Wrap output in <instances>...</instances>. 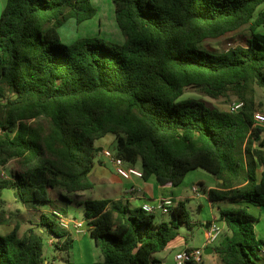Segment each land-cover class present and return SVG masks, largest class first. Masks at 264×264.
<instances>
[{
  "label": "trees",
  "instance_id": "1",
  "mask_svg": "<svg viewBox=\"0 0 264 264\" xmlns=\"http://www.w3.org/2000/svg\"><path fill=\"white\" fill-rule=\"evenodd\" d=\"M113 2L123 44L83 38L66 45L59 29L69 18H94L91 0H7L0 15V164L17 160L22 169L0 181V203L7 189L30 208L51 204L55 189H92L95 143L113 134L116 156L140 164L144 179L175 188L202 169L223 181L208 191L212 203L264 206V129L254 127L256 87L264 88V33L257 31L264 0ZM244 26L250 35L240 45L221 52L204 46ZM189 91L243 108L233 113L183 98ZM83 206L102 256L93 264H161L154 255L193 225L184 201L162 222L121 200ZM219 213L231 232L214 248L222 264H264L258 218L246 208ZM4 219L2 212L0 226ZM38 225L70 248L73 238L54 212H43ZM19 231L16 224L0 233V264H46L43 236Z\"/></svg>",
  "mask_w": 264,
  "mask_h": 264
},
{
  "label": "rangeland",
  "instance_id": "2",
  "mask_svg": "<svg viewBox=\"0 0 264 264\" xmlns=\"http://www.w3.org/2000/svg\"><path fill=\"white\" fill-rule=\"evenodd\" d=\"M91 1L93 6L97 9L96 16L82 23H78L75 18H69L59 29L62 43L71 45L79 39L99 38L109 45L114 43L123 44L125 42V36L117 25L113 0ZM6 2L7 0H0V15L6 6ZM260 11H264V5L258 9V13ZM257 31L264 33V24L258 27ZM249 35V27L244 26L237 31L235 35L219 41L205 42L204 46L213 51L221 52L240 45V40ZM183 98L200 99L205 101L208 105L221 110H228L229 104L232 102L226 98L212 99L195 91L187 92ZM256 109L264 113V88L258 86L256 87ZM112 149L114 151V147ZM21 169L22 167L17 160H10L5 165L0 164V181L13 180V175L20 172ZM199 181H205L207 186H216L217 184V179L212 174L205 170L198 169L197 171L195 170L188 173L183 183L175 187L187 197L185 201L190 213L191 223H194L191 229L187 226H182V234L188 233L193 236L194 231L197 233V231L202 228L201 223L210 219V211L206 201H200L201 199L197 197V194L193 190V186L197 185L199 191L202 193V186L198 183ZM221 183H223V181H221ZM221 183L217 185L218 188H220ZM106 192V187L102 184H98L95 193L87 190L83 196L86 199L91 197L100 198L106 195ZM62 194L70 198V201H67ZM52 197L53 202L51 204L41 203L38 204L37 207L30 208L24 206L17 200L13 189L5 190L2 202L0 203V213L4 212L5 221L0 226V233L8 234L15 228L16 224H20L19 235L21 237L27 235L30 229H33L36 234L42 235L44 239L43 257L46 264H93L101 260V252L92 239L89 236L84 238L87 235L86 232L78 234L75 232H67L73 238V242L69 249H62V241L55 236L49 235L46 229L38 225L40 216L43 212L52 215L53 212L58 211L68 220L77 222L85 220L84 206L77 199V193L68 194L55 189L52 192ZM222 204L234 209L246 208L257 217L258 221L255 224V232L256 235L262 236V241L264 243V206H256L242 200H225L222 201ZM207 213L209 214L207 215ZM155 215L157 222L169 221L171 219L170 214H163L160 211H157ZM219 223L223 226L222 222ZM224 228L223 236L226 232V227ZM219 240L211 247H216V244L220 242ZM82 241L90 242L91 247L88 246V249L87 247L82 249ZM191 242L193 243V241ZM204 261V264H222L221 260L215 255L213 256L205 253L203 254V262Z\"/></svg>",
  "mask_w": 264,
  "mask_h": 264
},
{
  "label": "crops",
  "instance_id": "3",
  "mask_svg": "<svg viewBox=\"0 0 264 264\" xmlns=\"http://www.w3.org/2000/svg\"><path fill=\"white\" fill-rule=\"evenodd\" d=\"M115 140L116 137L113 134H108L105 137L96 141L95 143V146L98 150V154L95 159L94 168L88 177L89 181L93 183L94 187L88 191L95 193L98 184H102L103 186L106 187L107 192L106 195H103V197L100 198L91 197L88 199L121 200L124 203H127L131 208H142L143 205L145 204L155 205L159 203L161 200H166V199L172 200L177 205L180 202L183 201L186 202L185 200L187 199V197L183 195L181 191H179L174 187L160 185L155 176H151L148 179H144V178L141 179L136 177H133L131 179H123L122 177H120L119 174L117 173L115 164L111 161V159L107 158L104 155V152L106 150H110L114 152L112 148L115 147ZM126 166L134 167L138 170H141L140 164L132 165L127 163ZM259 171L261 172V170ZM198 183L201 184L202 186V193L200 196L197 195V197L201 199L200 201H206V204L209 207V211H210V219H207L203 223H201L202 228H200L197 231V233H195L194 231L193 236L188 233L183 234L182 236L178 237L176 240L172 241L165 250L156 253L154 257L158 261H160L161 264H176L175 256L177 253L187 248H202L205 245L206 235L210 227V224L214 221L222 222L219 220L220 210L234 209L226 205H223L222 202L214 204L209 200L208 191L213 188H218L217 185L220 184L221 181L217 180L216 186L215 185L207 186L205 181H199ZM195 186L197 187V185H194L193 190ZM85 192L86 191L77 193V199L81 204H83L87 200L83 196ZM208 214L209 213H207V215ZM222 223H223L222 227L224 230L225 229L224 227H226V225L224 222ZM230 234L231 232L226 227V232L219 241L221 242L223 237L228 236ZM88 236L89 235L87 233V235L84 238ZM184 236L189 237V242H186ZM257 237L258 239L263 240L262 236H258V234ZM191 241H193V243ZM220 242L216 244V247ZM81 243L83 244L82 249H84L85 247H87L88 249V246L91 247L90 242L82 241ZM209 248H211L209 254L218 257L214 252L215 247L213 248L210 246ZM204 263L205 261L202 264Z\"/></svg>",
  "mask_w": 264,
  "mask_h": 264
},
{
  "label": "built area",
  "instance_id": "4",
  "mask_svg": "<svg viewBox=\"0 0 264 264\" xmlns=\"http://www.w3.org/2000/svg\"><path fill=\"white\" fill-rule=\"evenodd\" d=\"M243 108V103L235 102L229 106V110L233 113L239 112ZM254 127L256 128H264V113L260 111H256L254 113ZM104 155L111 159V161L115 164L117 173L123 179H131L133 177L143 179L142 170H138L134 167L126 166V162L118 158L115 152L110 150H106ZM194 192L200 196L201 192L198 188L194 187ZM177 206L172 200H161L159 203L145 204L143 205V210L147 213L155 214L157 211H161L163 214H170L172 208ZM54 215L59 223L61 229L66 230L68 232L75 233H88L89 227L86 225V222L81 221L77 222L74 220H68L63 217L62 213L55 211ZM223 236V227L220 225L218 221H214L210 224V227L207 231L205 245L202 248H187L175 256L176 264H202L203 263V254L205 253L206 248L215 244L221 237ZM261 253L264 255V247L261 248Z\"/></svg>",
  "mask_w": 264,
  "mask_h": 264
},
{
  "label": "water",
  "instance_id": "5",
  "mask_svg": "<svg viewBox=\"0 0 264 264\" xmlns=\"http://www.w3.org/2000/svg\"><path fill=\"white\" fill-rule=\"evenodd\" d=\"M222 181V180H221ZM210 250H211V248H206V250H205V254H209L210 253Z\"/></svg>",
  "mask_w": 264,
  "mask_h": 264
}]
</instances>
